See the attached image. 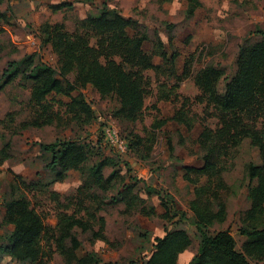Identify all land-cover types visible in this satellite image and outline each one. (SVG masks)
Instances as JSON below:
<instances>
[{
  "label": "rangeland",
  "instance_id": "obj_1",
  "mask_svg": "<svg viewBox=\"0 0 264 264\" xmlns=\"http://www.w3.org/2000/svg\"><path fill=\"white\" fill-rule=\"evenodd\" d=\"M104 1L122 15L142 23L151 41L160 39L169 56L175 53L176 75H180L184 67H189L188 73L178 81V77L167 70L169 64H164L160 57L155 56L156 63H163L162 69L144 72L150 86L143 111L134 123L116 120L112 116V110L117 106L114 97L101 98L95 90L86 88L82 92L95 115L91 123H75L64 113V107L59 101L51 99V110L58 113L53 116L52 122L29 127L24 124L32 123L39 111L30 101L32 82L23 79L21 75L7 84H4V79H0L3 85L0 89V158L3 157L0 162V242L8 231V225L2 220L3 202L10 197L14 175L26 182L47 183L50 172L46 170V164L51 155L40 151L39 144L57 139H74L91 145L92 153L88 163L111 157L119 169V182L131 185L132 192L142 196L146 207L154 205L158 213L162 212L154 191L168 193L174 198L177 207L186 212L188 220L182 222L181 227L186 229L192 241L179 258L178 264H188L196 252L198 240L191 224L193 215L189 208L193 199V186L182 178L181 166L201 165L203 152L197 142V135L202 126L215 129L218 125L212 107L197 100L200 92L194 84L193 76L197 69L206 64L221 68L224 75L217 88L218 92H223L226 79L236 71L238 46L250 32L264 30V0H197L199 6L191 16L186 12L187 0H3L0 3V77L8 62L22 60L30 54H36V62L39 60L56 68V55L51 46L41 44V25L62 23L68 32L80 31L82 20L98 15ZM63 2L71 3L72 6L52 8ZM250 38L255 41L259 36L253 34ZM144 48L150 52L152 42L145 43ZM69 77L73 78V75ZM162 83L167 89L177 83V97L174 100L159 98L158 90ZM180 107H183L192 124L190 130L173 122H168L160 130L152 129L154 121L170 116ZM107 124L115 125L127 142L135 135L143 139L142 145L146 147L152 139L147 158L141 157L146 156L143 146L135 152L130 148L125 154L112 151L101 138V130ZM168 139L173 145L171 154L168 151ZM219 163L222 167L221 178L227 185V189L220 191L227 216L224 222L212 225L209 233L229 230L235 238L236 250L239 251L245 240L239 233L241 217L251 204L249 190L256 185L255 179L249 181L245 177V165H261V156L259 150L244 139ZM111 170V167H106L104 174L108 175ZM81 182L80 172L71 170L63 181L50 184L46 190L41 187L22 188L49 228L55 227L58 214L62 212L85 219L90 218V214L94 215L95 218L89 219L90 227L87 231L79 228L73 231L81 242L76 251L78 256L94 253L101 259L100 264H129L130 260L142 264L141 260L151 254L154 238L163 236L164 227L171 228L174 223H169L159 215L142 214L136 205L126 210L123 202H113L110 198L115 195L116 188H120V183L107 191L102 206L97 204L93 196L87 195L81 199L77 194ZM146 186H150L152 194H148ZM99 218L104 221L103 234L106 241L92 236L93 231L100 229ZM258 228H264V214L258 218ZM42 243L47 254L45 264H63L61 255L51 247V242L45 238ZM249 261L251 264H264L261 260ZM0 264L28 263H17L0 253Z\"/></svg>",
  "mask_w": 264,
  "mask_h": 264
},
{
  "label": "trees",
  "instance_id": "obj_2",
  "mask_svg": "<svg viewBox=\"0 0 264 264\" xmlns=\"http://www.w3.org/2000/svg\"><path fill=\"white\" fill-rule=\"evenodd\" d=\"M187 2L186 12L191 16L199 3L197 0ZM64 6L72 5L63 2L52 8ZM39 30L41 44L50 45L56 55L57 67L39 60L36 62V54H30L22 60L8 62L0 77L4 79V84L18 75L32 82L30 101L39 111L34 121L25 123V127L52 122V118L58 113L51 110V99L58 100L64 107V113L75 123H91L95 115L82 92L86 88L95 90L101 98L114 97L117 106L112 110V116L116 120L134 123L143 111L150 86L144 72L162 69L163 63H156L155 56L160 57L164 64H169L167 70L175 74L178 81L189 70V67H184L182 73L176 75L175 53L169 56L160 39L151 41L142 23L122 15L105 1L100 5L98 15L82 20L80 31L68 32L62 23H44ZM253 34L259 36L255 41L250 38ZM147 42H152L150 52L144 48ZM70 74L73 78L69 77ZM223 75L221 68L206 64L197 69L193 76L194 84L200 92L197 100L212 107L216 112L218 125L215 129L202 126L197 135V142L203 152L201 165L181 166L182 178L193 186V199L189 208L193 215L191 224L198 240L196 252L188 264H251L249 259L264 261V228H258V218L264 214V30L250 32L238 46L236 71L226 79L224 90L220 93L217 84ZM2 86L0 84V89ZM163 86L164 83L159 87V98L174 100L177 97V83L168 89ZM60 97L66 99L62 100ZM168 122L182 125L185 130L192 127L183 107L175 109L170 116L154 121L152 129L160 130ZM101 138L103 139L102 133ZM244 139L259 150L261 165H245V177L249 181L255 179L256 185L249 190L251 204L241 217L239 233L245 240L238 251L235 238L229 230L211 234L209 228L224 222L227 216L225 202L220 195V191L227 189V185L221 178L222 167L219 162ZM150 140L145 147L142 145L143 139L132 135V140L126 141L128 150L132 148L135 152L143 146L146 156L141 157L147 158L152 147V139ZM169 140L167 145L171 154L173 145ZM39 149L51 155L46 164V170L50 172L49 181L26 182L14 175L10 197L3 202L2 220L8 225V231L1 238L0 253L17 263L45 264L47 254L42 242L46 238L51 242V247L61 255L63 264L102 263L94 253L83 256L76 253L81 242L73 231L75 228L87 231L90 227L89 219L95 218L93 214L85 219L62 212L58 214L55 227L49 228L23 189L41 187L46 190L50 184L63 181L69 171L76 170L80 172L82 179L77 188L81 199L87 195L93 196L97 199V204L102 206L107 191L120 183V188L118 186L115 195L110 198L113 202H123L126 210L136 205L142 214L159 215L169 223L173 222L171 228L164 227L163 236L154 238L150 256L141 261L142 264H178L179 255L191 246L192 241L186 229L181 227V223L188 220L186 212L177 207L170 194L154 191L159 198L161 213L157 212L155 206L146 207L143 199L132 192L131 185L119 182V169L111 157L88 163L92 153L88 142L57 139L50 143H40ZM2 161L3 157L0 158V162ZM106 167L112 168L108 175L104 174ZM146 188L150 194V186ZM86 212L89 213V209ZM176 217L178 219L173 221ZM98 220L101 221L100 229L93 231L92 236L106 241L103 234L104 221L102 218ZM136 263L137 260L129 261V264Z\"/></svg>",
  "mask_w": 264,
  "mask_h": 264
},
{
  "label": "built area",
  "instance_id": "obj_3",
  "mask_svg": "<svg viewBox=\"0 0 264 264\" xmlns=\"http://www.w3.org/2000/svg\"><path fill=\"white\" fill-rule=\"evenodd\" d=\"M101 131L104 144L112 151H115L117 154H125L128 151L127 142L121 137L115 125L107 124Z\"/></svg>",
  "mask_w": 264,
  "mask_h": 264
},
{
  "label": "crops",
  "instance_id": "obj_4",
  "mask_svg": "<svg viewBox=\"0 0 264 264\" xmlns=\"http://www.w3.org/2000/svg\"><path fill=\"white\" fill-rule=\"evenodd\" d=\"M142 197V196H141ZM152 206H154V205H152ZM164 234V233H163ZM157 237H161V236H157ZM187 250H185L184 252H182L180 255H179V258L181 257V255L183 254V253H185ZM179 258H178V260H179Z\"/></svg>",
  "mask_w": 264,
  "mask_h": 264
}]
</instances>
